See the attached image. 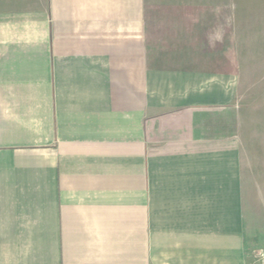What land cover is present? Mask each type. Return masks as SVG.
Instances as JSON below:
<instances>
[{
  "label": "crops",
  "instance_id": "crops-1",
  "mask_svg": "<svg viewBox=\"0 0 264 264\" xmlns=\"http://www.w3.org/2000/svg\"><path fill=\"white\" fill-rule=\"evenodd\" d=\"M238 25L231 0H0V264L250 263L264 60Z\"/></svg>",
  "mask_w": 264,
  "mask_h": 264
},
{
  "label": "rangeland",
  "instance_id": "rangeland-1",
  "mask_svg": "<svg viewBox=\"0 0 264 264\" xmlns=\"http://www.w3.org/2000/svg\"><path fill=\"white\" fill-rule=\"evenodd\" d=\"M236 2L237 20L241 43L252 44L254 49H262L264 60V0H231ZM257 55V53H256ZM261 57L258 55L254 61ZM257 64L254 62V65ZM253 81L242 86V102L252 110V123L254 129V141L248 155L254 157L258 181L264 180V172L261 173L262 158L264 162V61L263 67H253ZM260 77L261 80H260ZM261 110L262 115L259 113ZM258 111V112H257ZM256 159V160H255ZM264 167V164H263ZM255 174V173H254ZM246 198V237L250 250L249 264H264V196H250Z\"/></svg>",
  "mask_w": 264,
  "mask_h": 264
}]
</instances>
